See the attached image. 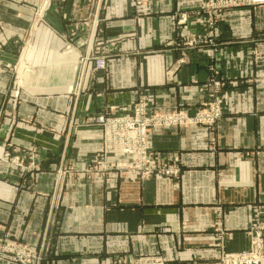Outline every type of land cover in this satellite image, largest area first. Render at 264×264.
Masks as SVG:
<instances>
[{
	"label": "crops",
	"instance_id": "0c3cea01",
	"mask_svg": "<svg viewBox=\"0 0 264 264\" xmlns=\"http://www.w3.org/2000/svg\"><path fill=\"white\" fill-rule=\"evenodd\" d=\"M42 3L0 0V240L36 264H217L219 231L230 252L253 223L264 237V6L222 11L212 31L204 0H53L38 20ZM205 33L207 53L184 45ZM213 92V128L148 132L150 160L177 178L118 152L96 165L99 114L144 97L193 116Z\"/></svg>",
	"mask_w": 264,
	"mask_h": 264
},
{
	"label": "built area",
	"instance_id": "2783aa9c",
	"mask_svg": "<svg viewBox=\"0 0 264 264\" xmlns=\"http://www.w3.org/2000/svg\"><path fill=\"white\" fill-rule=\"evenodd\" d=\"M214 5V11L219 14L230 7H254L264 6V0H209ZM44 1L43 7L47 5ZM213 7L210 6V10ZM208 10V9H206ZM186 16L179 17L177 25H183ZM94 62L93 71L105 70V53L91 57ZM207 108V109H206ZM199 115L190 116L185 112L174 111L170 113H160L143 97H139L126 111L101 113L95 118L97 126L103 130L102 151L95 160L96 165L100 164L108 154L118 152L135 160L134 169L145 177L161 176L177 178L180 171L174 164H157L150 160L146 144L148 132L155 128L206 125L211 127L212 123L221 115L220 105L207 106ZM253 232L250 236L249 247L246 250L230 252L225 250L222 236L219 231L220 246L217 264H262L264 262V237L258 232V224H252ZM9 249L11 254L7 259L19 264H36L39 260L37 254L29 250L26 246L13 242L0 240V249ZM132 264H162L159 260L150 258L136 259Z\"/></svg>",
	"mask_w": 264,
	"mask_h": 264
},
{
	"label": "rangeland",
	"instance_id": "374dc122",
	"mask_svg": "<svg viewBox=\"0 0 264 264\" xmlns=\"http://www.w3.org/2000/svg\"><path fill=\"white\" fill-rule=\"evenodd\" d=\"M44 1L45 0H43V3H44ZM48 2H47V5L45 6V7H43V3H42V6H41V8H40V12L39 13H37V16L39 17V19L38 20H40L41 18H42V15H43V13L50 7V5H51V3H52V1L53 0H47ZM215 1H214V3L213 4H211L210 3V1L209 0H204V3H203V6H202V9H201V11L197 14V16H201V17H199L198 19H200V18H202V19H204L205 20V22H204V24H210L212 27H211V29H212V31L214 30V29H216V28H214V25L216 26L217 25V19H218V17H219V15L221 14H219L218 12H216V11H214V10H216V9H214V5H215ZM210 6H212L213 8L210 10ZM249 7V6H248ZM236 8H241V7H230V8H226V10H231V9H236ZM206 9H208V10H206ZM205 10V11H204ZM199 14H201V15H199ZM183 15V14H182ZM185 15V14H184ZM186 16V21H185V23L187 22V15H185ZM204 16V17H203ZM203 20V21H204ZM209 21H210V23H209ZM184 23V24H185ZM211 34H212V32H211ZM207 35H209V33H205L204 35H201V36H195V35H193V37L192 38H190L187 42H185L184 43V45L188 48V49H190V50H192V51H195L196 53H198V54H205V53H207L206 52V46H207V44H208V39H206L205 37L207 36ZM102 53V52H101ZM101 53H99V55H98V57L101 55ZM187 57V54L185 53V54H182V57H181V59L180 60H185V58ZM93 64H94V62H93ZM94 66V65H93ZM209 85L214 89H219V87H220V83L219 82H213V80H211L210 82H209V84H208V87H209ZM213 94L215 95V98H214V100L213 101H210V102H207V103H204L203 105H202V107L194 114V115H199V114H201L202 112H203V110L207 107V106H209V105H214V104H219L220 105V109H221V100H220V98H219V92H213ZM144 98V97H143ZM207 109V108H206ZM205 109V110H206ZM191 116V115H190ZM221 116V115H220ZM220 116L212 123V126L211 127H209V128H213L214 127V125L216 124V122H217V120L220 118ZM202 126H204V125H202ZM205 127H207L206 125H205ZM99 128V127H98ZM101 131H102V133H103V130L101 129ZM109 155V154H108ZM107 155V156H108ZM3 241V240H2ZM11 256V254H10V252H9V249H7L5 246L3 247V250L1 251V249H0V261L1 260H6V261H9L8 259H7V257H10ZM9 262H11V261H9ZM12 263H15V264H19V263H17V262H12Z\"/></svg>",
	"mask_w": 264,
	"mask_h": 264
}]
</instances>
